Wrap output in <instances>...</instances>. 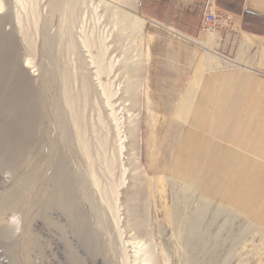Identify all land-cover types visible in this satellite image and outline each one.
I'll list each match as a JSON object with an SVG mask.
<instances>
[{
	"label": "rangeland",
	"instance_id": "1",
	"mask_svg": "<svg viewBox=\"0 0 264 264\" xmlns=\"http://www.w3.org/2000/svg\"><path fill=\"white\" fill-rule=\"evenodd\" d=\"M168 5L0 0L21 103L0 151V264H264V165L193 136L180 180L167 172L187 125L264 158V122L240 117L253 97L226 80L196 100L229 63L208 54L213 31L203 44L163 23Z\"/></svg>",
	"mask_w": 264,
	"mask_h": 264
},
{
	"label": "crops",
	"instance_id": "2",
	"mask_svg": "<svg viewBox=\"0 0 264 264\" xmlns=\"http://www.w3.org/2000/svg\"><path fill=\"white\" fill-rule=\"evenodd\" d=\"M166 1L169 5L161 16L162 22L178 29L177 31L180 33L196 38L201 43L208 41L210 35V30L207 29L208 25L203 19L206 11L212 10L217 18V24L211 30L218 39L215 40L216 45L208 47L210 48L208 54L219 56L217 58L228 62L229 65L215 69L217 71L215 74L201 78L200 87L196 92V100L207 97L217 98L219 94L214 88L222 85L224 87V82L227 80L231 82V85H236L239 89L241 87L243 94L253 97L247 106L241 105L239 108L240 117L247 118L250 113L252 119L264 122V81L251 75L264 77V0ZM246 41H250V43L247 44ZM232 56H234L233 61L230 59ZM237 77L241 82H246L238 83ZM234 94L235 91H231L232 98H234ZM237 94L236 92V96ZM240 97L242 96L239 95L238 98ZM247 99H249L248 96ZM243 110L249 113L245 112L244 114ZM208 112L211 113V111ZM193 136H202L200 138L202 149L209 146L218 153L229 150L238 155L241 160H250L256 166L264 165V158L249 150L250 141L245 140L243 147L238 146L229 141L214 138L205 130L187 125L178 136L171 155L167 159V172L177 180L179 178L174 177L171 173L175 152L181 146L186 145ZM183 143L184 145H182ZM256 168L258 173L263 170ZM259 226L264 227L262 224Z\"/></svg>",
	"mask_w": 264,
	"mask_h": 264
},
{
	"label": "bare ground",
	"instance_id": "3",
	"mask_svg": "<svg viewBox=\"0 0 264 264\" xmlns=\"http://www.w3.org/2000/svg\"><path fill=\"white\" fill-rule=\"evenodd\" d=\"M212 31V30H210ZM177 35V34H176ZM181 36V35H180ZM179 37V36H178ZM182 37V36H181ZM8 42V43H7ZM11 42L9 43L7 36L3 35L0 37V94L5 90L9 91V100L6 103V106L4 107L5 113L3 114L2 108V97H0V151L2 147L11 146L13 145L14 137L13 134L17 132L16 127L14 125H17L15 123V118L17 116V110L21 107V103L15 102L14 97L19 92V83L16 82L15 76H16V68L13 64V56H12V49H10ZM27 67V65L25 66ZM18 86L17 89L15 86ZM10 86V87H9ZM4 88V89H3ZM10 88V89H9ZM24 93V97L26 96V90L21 93V95ZM3 115H5L3 117ZM13 115V117H12ZM9 123H5V122ZM5 124V127H4ZM8 131V132H6ZM6 132V133H5ZM19 132V131H18ZM17 132V133H18ZM9 137V138H8ZM8 138L5 143H3V139ZM9 141V142H7ZM7 142V143H6ZM67 180L64 181V184L62 182L63 190L62 192L67 193L66 190H64L67 186ZM59 195L58 192H55L53 194L54 199L56 203H59ZM65 204V202H64ZM72 206H70L71 208Z\"/></svg>",
	"mask_w": 264,
	"mask_h": 264
},
{
	"label": "built area",
	"instance_id": "4",
	"mask_svg": "<svg viewBox=\"0 0 264 264\" xmlns=\"http://www.w3.org/2000/svg\"><path fill=\"white\" fill-rule=\"evenodd\" d=\"M204 21L207 23L208 30H211L216 24L217 18L212 10H207L204 15Z\"/></svg>",
	"mask_w": 264,
	"mask_h": 264
}]
</instances>
